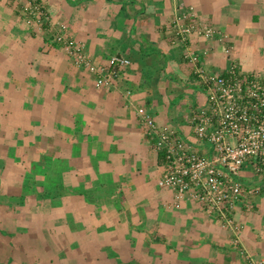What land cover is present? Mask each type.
<instances>
[{"label": "crops", "instance_id": "crops-1", "mask_svg": "<svg viewBox=\"0 0 264 264\" xmlns=\"http://www.w3.org/2000/svg\"><path fill=\"white\" fill-rule=\"evenodd\" d=\"M35 1L45 6L50 34L64 26L95 65L114 55L130 65L112 88L98 90L93 76L46 44L39 26L26 28L20 4L0 0V164L18 165L30 186L1 227L14 233L25 264H247L245 256L264 264V176L241 172L260 192L236 206V235L195 202L176 207L172 191L158 186L163 160L136 115L144 107L159 126L194 141L186 116L204 92L184 48L207 71L223 73L232 62L242 71L237 37L245 28L264 36V0ZM189 7L228 43L172 44L175 12ZM20 195L19 188L13 197ZM0 243V263L20 264L10 261V240Z\"/></svg>", "mask_w": 264, "mask_h": 264}, {"label": "built area", "instance_id": "built-area-1", "mask_svg": "<svg viewBox=\"0 0 264 264\" xmlns=\"http://www.w3.org/2000/svg\"><path fill=\"white\" fill-rule=\"evenodd\" d=\"M21 9L28 23L47 13L35 0H22ZM40 27L38 21L34 22ZM54 40L77 68L94 78L96 89L113 87L119 71L130 61L124 56H111L105 66L95 65L84 53V46L66 36L64 26ZM172 44L186 47L190 38L228 43V36L206 23L189 7L175 12L171 23ZM225 48V53L229 52ZM183 59L191 66L197 86L203 89V102L186 116L194 141L189 142L170 126H159L150 111L136 109L152 149L162 156L164 171L158 180L161 189L172 191L174 205L189 200L219 220L220 225L235 235L233 220L236 206L251 201L260 188L247 186L241 172L247 168L254 176H264V74H244L235 62L223 73L207 71L199 56L184 48ZM205 146L210 154L204 152ZM247 264H260L246 258Z\"/></svg>", "mask_w": 264, "mask_h": 264}, {"label": "trees", "instance_id": "trees-1", "mask_svg": "<svg viewBox=\"0 0 264 264\" xmlns=\"http://www.w3.org/2000/svg\"><path fill=\"white\" fill-rule=\"evenodd\" d=\"M13 1L15 2V4L17 3V6H18V4H20L19 6H21V3H23L22 0H13ZM36 2L38 4H40L43 7V10L45 11V6L41 3V1H36ZM15 12L21 18L23 23L26 25V28H31L32 25L34 24V22L38 21L40 23V31L45 36L44 38H45L46 44L49 45V47L53 48L54 50L57 49V48L58 49H60V48L62 49L61 44L54 40V34H52V33L50 34L49 23L47 21H45L43 17L35 18V19H33L32 22L28 23V16L26 15V13H24L22 11L21 7H19V8L17 7ZM171 40H172V38H171ZM84 53H85V50H84ZM86 56H88V55H86ZM99 66H101V65H99ZM124 69H122L121 71H123ZM121 71H119V74H120ZM119 74H118V76H119ZM0 133H2V131H0ZM2 137H3V135L0 136V143L2 142V139H1ZM0 151H1L0 158H2L4 153L2 152V149H0ZM21 172H22L21 168L18 165H15L11 161L10 162H6L4 164V166L2 167V179L0 180V194L6 195L5 193L8 192L6 186L8 185V182H9L14 187V191L11 192V194H13V195L17 194V191L20 188L21 189V195H20L21 197H20L19 201H14L13 203H7L5 205L3 204L0 207V209H1V211H0V237H2V238L5 237V238H8L10 240V244H9L10 247H11L9 249L10 253H11L10 261H15L16 263H20V264H25L24 257L21 255V253L18 251V249L15 248V245L12 242V238H13V234L14 233H10L7 230H3L2 227H1L2 223H4V220H6L4 218L8 217L7 216V212L12 210V213L16 214L18 209H19V207H22L25 204V200H24L25 196H26L25 193H27V192L30 193V188H29L30 186L28 184H26V183L24 184V182L21 181V179L26 181V177H24V178L19 177V173H21ZM23 176H25V175H23ZM49 188L45 187L44 188V190H45L44 192L49 194ZM8 209H11V210H8ZM8 215H9V213H8ZM0 264H6V263L2 262Z\"/></svg>", "mask_w": 264, "mask_h": 264}, {"label": "rangeland", "instance_id": "rangeland-1", "mask_svg": "<svg viewBox=\"0 0 264 264\" xmlns=\"http://www.w3.org/2000/svg\"><path fill=\"white\" fill-rule=\"evenodd\" d=\"M261 30L262 28L257 31L258 34L251 35L250 34L251 30L245 28L243 29V34L241 33L240 36L237 37L238 49L236 47V52H239L238 62L240 64L242 61L244 62L242 66L243 67L242 73L244 74L258 75V74L264 73V36L260 34ZM244 49L250 52L249 56H245L246 54L245 52L243 54L240 53V51ZM3 165L4 164H0V176L2 174ZM33 166H35V163H32V166H31L32 169H35V167L33 168ZM36 172H39V169H36ZM31 174L34 175L35 172ZM14 201H18L17 196L13 197V195L7 196V195L0 194V206H2L3 204L5 205L7 203H13Z\"/></svg>", "mask_w": 264, "mask_h": 264}]
</instances>
